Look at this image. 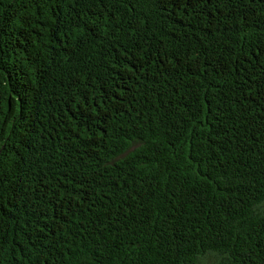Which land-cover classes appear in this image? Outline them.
<instances>
[{"label":"trees","instance_id":"trees-1","mask_svg":"<svg viewBox=\"0 0 264 264\" xmlns=\"http://www.w3.org/2000/svg\"><path fill=\"white\" fill-rule=\"evenodd\" d=\"M0 264H264V0H0Z\"/></svg>","mask_w":264,"mask_h":264}]
</instances>
